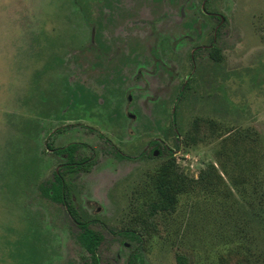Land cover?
Instances as JSON below:
<instances>
[{
	"label": "rangeland",
	"instance_id": "374dc122",
	"mask_svg": "<svg viewBox=\"0 0 264 264\" xmlns=\"http://www.w3.org/2000/svg\"><path fill=\"white\" fill-rule=\"evenodd\" d=\"M70 144L100 264H264V0H0V264L87 258L42 190Z\"/></svg>",
	"mask_w": 264,
	"mask_h": 264
},
{
	"label": "trees",
	"instance_id": "16d2710c",
	"mask_svg": "<svg viewBox=\"0 0 264 264\" xmlns=\"http://www.w3.org/2000/svg\"><path fill=\"white\" fill-rule=\"evenodd\" d=\"M187 87L188 85L186 84V86L182 88L183 91H185ZM153 145L161 146L162 143L155 141L153 142ZM49 147L52 146L49 145ZM80 148L81 146L79 144H70L65 148L55 150V155L63 158V165L58 171L53 173L51 179L46 182L42 190L47 197L53 200V202L65 208L72 224L76 227L77 231L73 234V236L75 237V240L85 249V254L87 255L83 264H100L99 248L104 241V236L101 232L94 228L96 221L82 219L74 199L75 193L73 191V186L75 185L76 177L80 173L89 171L93 166V160L91 158L83 159L81 157L79 151ZM162 153L163 151L160 152V154ZM116 154L118 156H122L119 153ZM150 156L154 157V152H151ZM248 164L250 167L248 172L250 173V176L258 178L260 174V169L258 168L259 166H256V164H254L251 160ZM223 170L227 174L225 166H223ZM157 189L158 193L168 202L169 205L173 206L176 204L177 197L175 194L171 193L170 187L160 183L159 186H157ZM259 200L264 203L263 194H261V198L259 197ZM163 207L164 205L161 203H153L150 206V215H156ZM118 234L126 239L133 240L138 245L130 252L127 264H146L142 256L144 253L142 237L133 231L118 232ZM178 261L180 264H187V261L183 256H178Z\"/></svg>",
	"mask_w": 264,
	"mask_h": 264
},
{
	"label": "flooded vegetation",
	"instance_id": "af4514ba",
	"mask_svg": "<svg viewBox=\"0 0 264 264\" xmlns=\"http://www.w3.org/2000/svg\"><path fill=\"white\" fill-rule=\"evenodd\" d=\"M206 3H208V0H206ZM223 20H224V18L222 17V21H223ZM185 86H186V85H185ZM183 87H184V86H183ZM158 142H160V141H158ZM160 143H162V142H160ZM162 147H163L162 145H161V146H155V145H153V147H152L150 153H151V152H154V155H155V156H158V155L160 154V152L163 151V150H162V149H163ZM166 148H167V147H166ZM55 150H56V149H55ZM55 150H54V151H55ZM116 153L121 154V153L118 152V151H117ZM143 154H145V153H143ZM121 155H122V154H121ZM122 156H123V157H122ZM122 156H120V157H121V158H124V155H122ZM155 156H154V157H155ZM57 171H58V170H57Z\"/></svg>",
	"mask_w": 264,
	"mask_h": 264
}]
</instances>
